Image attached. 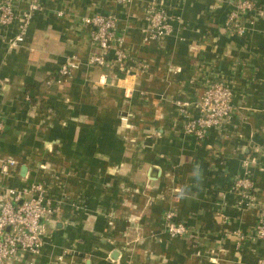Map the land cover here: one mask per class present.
I'll use <instances>...</instances> for the list:
<instances>
[{
	"label": "crops",
	"instance_id": "obj_1",
	"mask_svg": "<svg viewBox=\"0 0 264 264\" xmlns=\"http://www.w3.org/2000/svg\"><path fill=\"white\" fill-rule=\"evenodd\" d=\"M153 1L41 0L14 49L17 25L0 27V159L16 162L0 195L43 183L60 205L40 253L16 264H264V239L231 234L251 235L264 209V0L242 37L224 25L240 0H158L178 18L160 40L146 33ZM93 14L116 17L126 68L88 64ZM72 57L70 77L47 85ZM207 82L232 91L233 115L197 140L178 104L195 118ZM242 175L252 208L234 188ZM168 211L186 236H167Z\"/></svg>",
	"mask_w": 264,
	"mask_h": 264
},
{
	"label": "built area",
	"instance_id": "obj_2",
	"mask_svg": "<svg viewBox=\"0 0 264 264\" xmlns=\"http://www.w3.org/2000/svg\"><path fill=\"white\" fill-rule=\"evenodd\" d=\"M119 5H126L130 0H113ZM177 3L181 0H176ZM25 11L19 12L14 0H0V27L8 28L17 25V34L8 41V47L14 49L24 41L26 21L31 15L43 9L41 0H22ZM260 10L253 0H240L229 11L224 25L238 37L246 33L245 20L252 24L260 18ZM178 18L168 13V8L162 1L155 0L147 6L146 21L149 38L160 40L168 36L173 28L172 24ZM20 21V22H19ZM83 25L88 29L90 42L96 49V53L88 58V64L103 66L111 63L120 69L126 68L128 55L124 49V37L116 34L117 19L114 15L93 14L82 18ZM19 22V24H18ZM147 38V39H149ZM112 55L109 61L108 56ZM135 69L143 71L146 66L141 62H135ZM78 68V60L71 58L61 66L58 76L51 83L61 84L64 78H69L71 71ZM131 67L127 69L130 71ZM126 71V72H127ZM232 91L221 82H207L203 94L196 103L198 115L192 118L188 115L189 105L186 102L178 104L179 112L184 116L183 132L193 136L197 140L205 138L207 130L222 129L229 123L233 115L231 106ZM4 126L0 120V137ZM16 166L11 159H0V174L8 176ZM45 169L46 166H40ZM234 188L240 196V205L252 208L251 184L246 175L240 176L234 183ZM50 197L43 183H35L22 189L5 188L0 195V264H16V260L22 253L38 255L48 235V224L59 211ZM164 231L170 238L184 237L188 234L187 228L176 220V214L168 211L163 216ZM231 234L238 238V242L244 243L248 238L252 240L264 239V209L258 214L256 224L251 235H244L240 230ZM241 244H237L239 248ZM262 263V262H261Z\"/></svg>",
	"mask_w": 264,
	"mask_h": 264
},
{
	"label": "water",
	"instance_id": "obj_3",
	"mask_svg": "<svg viewBox=\"0 0 264 264\" xmlns=\"http://www.w3.org/2000/svg\"><path fill=\"white\" fill-rule=\"evenodd\" d=\"M26 168H22V175H24Z\"/></svg>",
	"mask_w": 264,
	"mask_h": 264
},
{
	"label": "trees",
	"instance_id": "obj_4",
	"mask_svg": "<svg viewBox=\"0 0 264 264\" xmlns=\"http://www.w3.org/2000/svg\"><path fill=\"white\" fill-rule=\"evenodd\" d=\"M50 79H53L52 77H50ZM64 79H66V78H64Z\"/></svg>",
	"mask_w": 264,
	"mask_h": 264
}]
</instances>
